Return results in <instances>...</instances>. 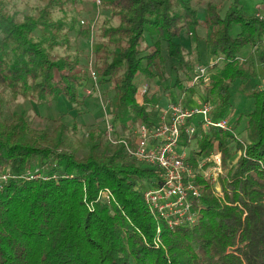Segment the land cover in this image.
<instances>
[{
  "label": "trees",
  "instance_id": "16d2710c",
  "mask_svg": "<svg viewBox=\"0 0 264 264\" xmlns=\"http://www.w3.org/2000/svg\"><path fill=\"white\" fill-rule=\"evenodd\" d=\"M199 1L101 0L107 15L91 63L97 83L110 86L111 123L123 135L158 118L154 97L145 95L144 106L136 101L139 75L149 88L151 81L165 83L167 68L174 76L192 72L180 42L184 29L194 37L199 27L207 30L208 57L217 62L207 68V83L190 84L194 70L183 91L203 86L214 119L232 113V86L256 81L244 92L250 109L229 114L233 133L211 127L194 135L199 146L188 158L191 166L196 155L215 150L222 169L217 183L196 176L195 222L170 228L152 215L143 192L155 169L121 145L102 146L103 133L97 139L89 133V149L77 157L65 136L75 124L37 132L20 114L0 120V173L12 175L0 182V264H264V71L258 73L264 70V17L246 12L240 0H227L223 14L209 1L200 16ZM69 2L46 0L18 20L0 0V77L14 98L36 105L64 99L81 112L82 89L91 80L86 56L77 46L55 53L89 35L68 15ZM56 10L62 16L55 18ZM245 47L252 52L242 58ZM178 79L173 86L180 87ZM34 171L40 176L28 179ZM104 189L112 194L109 203L100 198Z\"/></svg>",
  "mask_w": 264,
  "mask_h": 264
},
{
  "label": "built area",
  "instance_id": "2783aa9c",
  "mask_svg": "<svg viewBox=\"0 0 264 264\" xmlns=\"http://www.w3.org/2000/svg\"><path fill=\"white\" fill-rule=\"evenodd\" d=\"M94 2L97 6L102 4L101 0H94ZM79 22L85 23L81 19ZM92 29V27L89 28V34H92ZM216 62L217 60H213L207 66L202 65L196 68L190 84L196 85L201 81L200 79L207 83V68ZM89 72L91 86L86 89L88 93L97 84L91 63ZM147 88V82L141 83L138 87L136 101L140 106H144ZM156 107L158 118L153 124H138L134 126L130 134H119L114 137L117 128L110 120L104 125V135L112 146L121 145L127 155L155 169L156 176L152 186L143 192V198L150 213L162 218L170 228L178 225H192L197 218L194 206L200 198V190L195 182L196 176H202L204 179L217 183L218 176L222 174L221 157L218 151L202 158L196 155L194 166L188 162V158L198 151L197 139L194 135L198 130L205 133L211 127L233 133L231 121L228 117L214 119V110L207 98L195 107L173 102L165 107ZM183 134L187 135V140H184ZM192 138L195 139V144L191 146ZM39 176L38 171L26 174L28 179ZM11 177L9 171H4L0 173V182ZM100 198L109 203L113 197L109 190L104 189L100 192ZM156 231L159 233L160 227H157Z\"/></svg>",
  "mask_w": 264,
  "mask_h": 264
},
{
  "label": "rangeland",
  "instance_id": "374dc122",
  "mask_svg": "<svg viewBox=\"0 0 264 264\" xmlns=\"http://www.w3.org/2000/svg\"><path fill=\"white\" fill-rule=\"evenodd\" d=\"M6 7L10 13H14L18 20H21L25 15H32L35 14L37 9L41 8L46 0H4ZM211 1L219 8V12L221 14L224 13L226 7L228 5L227 0H200L197 3V9L199 11L200 16L204 15L206 12V3ZM243 3L246 12L251 13V5H248L247 0H240ZM194 4V2H193ZM65 10L67 11L68 15H75L78 20H84V24H79L89 29L92 27V34L88 35L87 40L79 39L72 42V47L70 50L66 51L65 49H56L55 53L63 55L69 51H73L75 46L85 54V66L89 70L90 63L93 61V51L96 48V40L99 27L104 20V17L101 16V7L97 6L94 0H74V3L65 4ZM54 16L60 17L62 13L59 10L54 12ZM114 23V20L112 21ZM236 29V28H235ZM194 34H190L189 31L184 29L180 34L181 43L184 46L183 53H185V59L189 61L191 67L193 68L192 72L198 68L200 65H204L207 62H210L213 59L208 57L207 53V30L204 28H200L197 30V36L194 37ZM197 38L196 45L194 42ZM92 66V65H91ZM183 70V69H182ZM185 72V70L183 71ZM182 71H179L178 74L175 76L173 72L168 70L165 72V77H167L165 83H153L152 81L149 83V88L146 91V98L148 96L154 97L151 102L156 103L158 100H162L161 105L164 107L166 106L167 100L169 102L174 101L176 103L181 104L180 93L182 94L183 88L189 85V76L192 72L184 75ZM259 76H262V68L259 70ZM167 75V76H166ZM179 75V82L181 85L173 86L176 76ZM156 81V80H155ZM90 82V83H89ZM88 89L91 86V80L87 81ZM160 83V84H159ZM109 85L104 86L99 92L96 90L90 89V93L86 92L85 89L83 91V98L85 106L84 108H80L81 112H77V108H72L71 104L67 103L64 99H60L58 102H49L48 104H40L36 105L34 102L25 100L24 98L18 97L14 98L10 90L3 85V81L0 77V120L10 121L16 115L22 114L25 119L27 120L29 127L37 132L44 131L48 129L51 131L58 123L67 124L70 128L72 125L75 124L74 128H71L69 132H67L66 139L68 145H70V150H72L77 157L83 156L89 149L90 138L88 137L89 133H92L93 139H97L100 136V133H103L102 137L100 136L101 145H111L112 144L105 138L104 135V125L106 121L111 120V116L109 114V105L108 99L112 95V91L109 90ZM108 88V89H107ZM157 89V91H156ZM235 90V86H232L230 92ZM189 91V96L186 95L191 100L189 106L195 107L200 104V102L205 99V95L203 92V86L199 89H193L196 94H193L192 91ZM185 91L183 92V94ZM180 96V97H179ZM145 97V96H144ZM183 97V96H182ZM184 98V99H187ZM187 104V103H185ZM244 107V111L247 112L250 109L249 102L246 103ZM228 113V118L230 119ZM239 126V128H241ZM207 130V129H206ZM239 131V129H238ZM236 130V134L238 132ZM120 130H117L115 136L120 134ZM206 132V131H205ZM239 136V134H237ZM195 144V139H191V146ZM199 146V143H197ZM113 147V146H112ZM188 152V151H187ZM215 152V150L213 151ZM206 175V173H205ZM207 176V175H206ZM219 190V187H216Z\"/></svg>",
  "mask_w": 264,
  "mask_h": 264
},
{
  "label": "crops",
  "instance_id": "0c3cea01",
  "mask_svg": "<svg viewBox=\"0 0 264 264\" xmlns=\"http://www.w3.org/2000/svg\"><path fill=\"white\" fill-rule=\"evenodd\" d=\"M247 3H248V5H251L252 4L251 5V10H252L251 13H257V14H259V16L264 17V2H263V0H247ZM106 15H107V11L102 10L101 11L102 18L105 17ZM200 28L201 27H199L198 29H200ZM180 42H181V38H180ZM196 43L197 42H194L195 45H196ZM251 50H252L251 48L245 47L241 51L240 56L243 58V57L247 56V54L249 55V53L252 52ZM263 71L264 70L262 69V72ZM137 78H138L137 79L138 82H141V83L147 82L146 79L143 76H141V75H139ZM255 83H256L255 80L249 81L246 84H242V85H240L238 87H235V90H233L232 92H230V94L232 96L230 98V103H231V105L233 107V111H232L233 114H237V113H240V112H245L244 111V107H246L245 105H246V103L248 101L246 100V98L244 96V92L245 91L247 92V90L253 88V86L255 85ZM103 88H104V86H102V85H100V84L97 83L96 84V87L93 88L92 90H96V91L99 92ZM108 88L110 90V87H108ZM156 91H157V89H156ZM183 92H182V94L180 93V96L181 97L179 96L180 99H181V104L186 105V106H189L191 102H188V101H190L191 99L186 96V95L189 96V91H185L184 94H183ZM192 92H193V94H196L195 91H192ZM186 97H187V99H184ZM161 103H162V100L160 99V100H158L156 102V105L158 107H163L161 105ZM169 103H172V102H169V100H167L166 105L169 104ZM185 103H187V104H185ZM249 105L251 107V104L250 103H249ZM189 107H191V106H189ZM240 130H242V128H239V131Z\"/></svg>",
  "mask_w": 264,
  "mask_h": 264
}]
</instances>
